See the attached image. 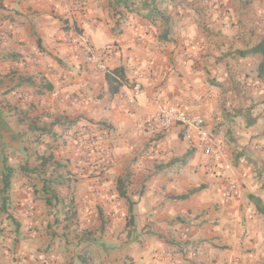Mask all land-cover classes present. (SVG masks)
Segmentation results:
<instances>
[{"label": "crops", "instance_id": "0c3cea01", "mask_svg": "<svg viewBox=\"0 0 264 264\" xmlns=\"http://www.w3.org/2000/svg\"><path fill=\"white\" fill-rule=\"evenodd\" d=\"M142 1L0 0V189L1 159L16 169L5 204L0 193V264L264 262V218L248 199L264 203V82L260 55L236 54L264 33L250 36L233 0L161 3L168 32ZM81 39L112 46L104 61L129 84L144 73L142 92L110 94ZM157 102L201 114L221 155L177 125L138 131ZM95 124L110 139L76 152L75 131Z\"/></svg>", "mask_w": 264, "mask_h": 264}, {"label": "built area", "instance_id": "2783aa9c", "mask_svg": "<svg viewBox=\"0 0 264 264\" xmlns=\"http://www.w3.org/2000/svg\"><path fill=\"white\" fill-rule=\"evenodd\" d=\"M205 6H220V0H202ZM84 51L86 52L90 62L102 71L107 72L108 66L104 61V57L111 53L114 48L112 46L96 49L88 40L81 39ZM144 73H138L136 78L128 85L133 95L142 92L141 79ZM76 101V98H74ZM173 125L180 127V131L185 140L192 142L197 138L201 144L204 154L206 155H221L222 144L212 138L205 126L204 118L196 111L189 110L187 107L176 106L173 104H164L157 102L155 111L152 115L145 117L136 122V129L138 131H146L155 129L159 132L165 131ZM110 139V128L106 124L84 125L75 131L73 135V142L76 152H91L101 148L103 143ZM105 156H109V151H103ZM225 168H228L226 165ZM236 189L235 182H229L224 189L222 202L228 203L232 194ZM189 227H185L182 234H186ZM165 251L154 252L156 259H161ZM255 264H264L263 261H257Z\"/></svg>", "mask_w": 264, "mask_h": 264}, {"label": "trees", "instance_id": "16d2710c", "mask_svg": "<svg viewBox=\"0 0 264 264\" xmlns=\"http://www.w3.org/2000/svg\"><path fill=\"white\" fill-rule=\"evenodd\" d=\"M172 2L174 0H143L141 3V9L145 10V13L142 14V16L149 20L153 21L156 18H162L164 19L166 23V28L167 32L169 31V28L173 25L170 19V16H165L163 10L158 6L161 3L164 2ZM176 2H186L189 4H194L197 1H202V0H175ZM129 5H125V7H128ZM128 11H133V9H129ZM63 28H68L67 25L64 24ZM236 54L245 56V55H254V54H259L260 55V61L257 65V77L264 82V35L251 47L246 48L244 50H237ZM105 78L108 84V91L110 94L117 93L120 89V87L123 84H127L128 80L124 75L123 69L121 67H114L112 69H109L107 72L104 73ZM127 85H130L129 83ZM17 112V111H16ZM22 120L24 119L21 118ZM35 130L39 134H46L49 132V129L47 130L45 127L42 128H35ZM51 159V158H49ZM3 163V171H2V187L0 189L1 193V200L2 203L5 204V200L7 198V191L10 185V181L12 176L16 173V169L9 166L7 164V161L5 158L1 159ZM23 169L22 167L18 168L17 170ZM34 170V169H33ZM31 170V171H33ZM202 186L197 187L196 189L191 190L187 194L181 195L179 197L185 198L189 194L193 193L194 191L200 190ZM117 189L118 193L120 196L124 197L125 196V191H124V181L121 179L117 180ZM249 201L254 205L255 210L264 218V203L258 198L253 195H249L248 197Z\"/></svg>", "mask_w": 264, "mask_h": 264}, {"label": "rangeland", "instance_id": "374dc122", "mask_svg": "<svg viewBox=\"0 0 264 264\" xmlns=\"http://www.w3.org/2000/svg\"><path fill=\"white\" fill-rule=\"evenodd\" d=\"M236 1L234 6H238L241 15L245 16L240 21H245L246 27L249 29L250 36L258 39L264 33V0H233ZM233 7V4H232ZM243 11V12H242ZM253 17L256 20L253 22ZM248 22H251L248 25Z\"/></svg>", "mask_w": 264, "mask_h": 264}]
</instances>
